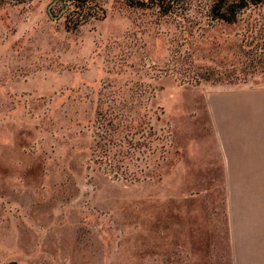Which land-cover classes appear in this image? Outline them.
Segmentation results:
<instances>
[{
	"label": "rangeland",
	"instance_id": "obj_1",
	"mask_svg": "<svg viewBox=\"0 0 264 264\" xmlns=\"http://www.w3.org/2000/svg\"><path fill=\"white\" fill-rule=\"evenodd\" d=\"M54 1L0 0V264H235L226 159L236 94L264 87V3L227 23L215 0Z\"/></svg>",
	"mask_w": 264,
	"mask_h": 264
},
{
	"label": "crops",
	"instance_id": "obj_2",
	"mask_svg": "<svg viewBox=\"0 0 264 264\" xmlns=\"http://www.w3.org/2000/svg\"><path fill=\"white\" fill-rule=\"evenodd\" d=\"M235 102L234 153L226 169L236 171L241 241L231 250L235 264H264V87L237 93Z\"/></svg>",
	"mask_w": 264,
	"mask_h": 264
},
{
	"label": "trees",
	"instance_id": "obj_3",
	"mask_svg": "<svg viewBox=\"0 0 264 264\" xmlns=\"http://www.w3.org/2000/svg\"><path fill=\"white\" fill-rule=\"evenodd\" d=\"M129 1L132 2L131 0H129ZM55 2H56V0L53 3H55ZM62 2L64 4L63 10H66L69 8L68 7L69 2L74 3L75 9L72 10V14L82 13L84 6L87 5L88 12L85 16V19L88 18L89 16H94L96 14L98 15L99 13L100 14L104 13V10L101 6H97V5L93 4L94 3L93 0H62ZM172 2H173V0H159L160 10L163 13L170 12ZM135 3H137L139 5L143 4V2H135ZM261 3H264V0H233V1L215 0V2L211 5V7L209 9V13H210V16L213 19H216L217 21L234 23L238 20V15H239L240 11H242L243 9H245L246 7H248L250 5H258ZM70 18H71V16L69 17V20H70ZM98 18H100V16H98ZM79 24H80V21H77L71 26V28H76ZM259 44H260V41L257 42V45H259ZM261 49H262V51L259 52L258 56H252L250 58L249 63L253 64V61H255V60H258V61L264 60V50H263L264 45H262ZM201 77H203V80L211 81L212 83H223V82H225V79L222 77H215L212 80H210L209 75H205V76H201ZM237 79L234 81H231V82H235V81H237ZM126 127H129V125H126ZM147 135H148L147 136L148 138L146 137L145 139L147 140L148 143H150L152 140L150 137L152 135H155V131L153 129L151 130V128H150V131L148 132ZM103 138H108V141L102 142V138L99 141H97L96 146L93 149V155H97L98 157L107 158V159L112 160L113 157L118 154L116 151L114 153H112V151L114 150V147L116 146V141H117L116 139L118 138V135L116 134V131H113V132L110 131L109 132V130L107 128V129H105V135L103 136ZM112 143H113V145H111ZM147 145H149V144H147ZM148 149H150V148H148ZM142 152H143V150H142ZM119 153H121L122 156L134 155L133 152L130 153V151L128 152L125 149L120 150ZM139 153H140V150H139Z\"/></svg>",
	"mask_w": 264,
	"mask_h": 264
}]
</instances>
